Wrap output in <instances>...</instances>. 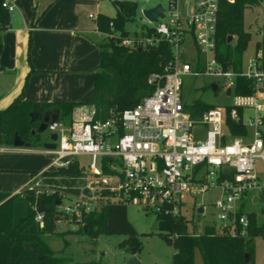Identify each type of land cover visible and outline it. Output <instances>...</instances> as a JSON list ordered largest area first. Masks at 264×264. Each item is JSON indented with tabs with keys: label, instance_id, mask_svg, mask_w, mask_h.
<instances>
[{
	"label": "built area",
	"instance_id": "obj_1",
	"mask_svg": "<svg viewBox=\"0 0 264 264\" xmlns=\"http://www.w3.org/2000/svg\"><path fill=\"white\" fill-rule=\"evenodd\" d=\"M218 9L219 0H186L182 12L177 0H172L153 25L155 38L141 34L124 37L122 43L131 47L167 40L173 59L164 72L150 73L152 90L119 116L102 119L95 106L85 104L69 123L61 119L49 122V134L57 132L58 138L55 147L45 150L55 167L68 165L74 156L79 159L83 173L77 192L50 184L39 187V182L28 186L37 193L58 192V209L78 217L108 203L137 205L155 215H176L184 212L188 193L219 187L222 195L215 200L218 229L249 236L254 226L259 227L255 236L264 238V170L257 164L258 159L264 162L263 52L260 49L243 69L253 80L252 92L236 93L239 73L224 68L217 56ZM183 75H224V86L232 96L229 114L242 119L248 132L231 134L226 104L193 114V101L185 102L183 97ZM231 169L234 172L228 175ZM87 187L90 195L84 192ZM258 203L260 207L255 208ZM249 204L252 207L247 208ZM44 212L36 214L41 225ZM251 214H255V222Z\"/></svg>",
	"mask_w": 264,
	"mask_h": 264
},
{
	"label": "trees",
	"instance_id": "obj_2",
	"mask_svg": "<svg viewBox=\"0 0 264 264\" xmlns=\"http://www.w3.org/2000/svg\"><path fill=\"white\" fill-rule=\"evenodd\" d=\"M113 2L116 14L112 16L100 13L97 18L98 28L106 32L113 28L119 30L120 34L113 35L110 41L99 43L100 64L96 71L93 95L86 102H34L24 100L20 94L8 107L0 109V144L13 143L16 134L32 142L34 146L44 144V132L31 134L32 126L41 121L33 118L35 113L43 115L48 110L59 109L60 119L69 123L74 107L86 103L95 106L98 117L106 119L112 115L119 116L125 108L134 106L141 99V90H152L148 76L154 71H165L173 59L171 45L164 39L154 43H141L136 47L123 44L122 39L130 36L125 23L137 12L138 3L136 0ZM261 2L262 0H219L217 56L224 68L239 73L234 86L236 93L246 94L253 90L252 78L243 73L244 52L252 38L251 31L245 28V11L250 5ZM10 24L11 14L6 0H0V55L3 32ZM141 35L155 38L157 33L152 25L147 26ZM230 36L233 37L232 40ZM139 46L142 48L139 49ZM261 46V41H258L255 54L262 49ZM262 66L264 67V59ZM26 84L27 82L23 90ZM212 84L213 82L210 86L213 88ZM214 105L215 103L197 98L193 101L191 110L197 115ZM229 111L230 105L226 103V124L231 134H246L248 129L244 121L232 118ZM240 111L242 112V108ZM43 172L50 185L57 189L72 192L79 190L83 172L77 157H72L68 165H59ZM233 172L231 169L228 175ZM31 173L34 175L37 170H31ZM58 198V192L37 193L35 188L29 186L23 192L13 195L10 191L0 190V264H69L64 258L55 255L42 237L43 233L57 232L60 220L79 223L77 232L89 234L93 241L102 232L123 233L127 238L121 242L129 251L137 253L142 248L140 233L128 216L126 204H104L98 209L84 211L78 217L60 211ZM42 203L48 210L44 212L41 225L36 220V214L37 206ZM156 218L160 235L174 247L172 264H194L196 247L200 248L205 264H257L254 238L259 227L253 226L249 236H241L221 231L213 222L205 224L202 229L191 226V218L183 211L176 215L158 213ZM251 219L255 222V214H251Z\"/></svg>",
	"mask_w": 264,
	"mask_h": 264
},
{
	"label": "crops",
	"instance_id": "obj_3",
	"mask_svg": "<svg viewBox=\"0 0 264 264\" xmlns=\"http://www.w3.org/2000/svg\"><path fill=\"white\" fill-rule=\"evenodd\" d=\"M6 2L14 8L10 10L11 24L3 32L0 109L20 94L34 102H86L94 93L100 64L103 33L97 18L100 13L116 14L113 0ZM85 104L76 105L70 118ZM44 138L50 140V134ZM45 148L13 143L4 146L0 150V190L18 192L34 176L53 168L52 160L41 168L30 165L34 153H47ZM31 170L37 173L33 175Z\"/></svg>",
	"mask_w": 264,
	"mask_h": 264
},
{
	"label": "rangeland",
	"instance_id": "obj_4",
	"mask_svg": "<svg viewBox=\"0 0 264 264\" xmlns=\"http://www.w3.org/2000/svg\"><path fill=\"white\" fill-rule=\"evenodd\" d=\"M172 0H137V12L125 23V28L130 31V36L142 34V31L147 26L155 25V21H150L144 15L143 9L152 6L158 2H162L164 7L168 8ZM178 7L185 10L186 0H177ZM264 0L260 4H253L246 8L245 11V28L251 31L252 38L247 49L244 52L243 67L247 69L250 62L255 58L257 42L262 43L264 59ZM102 31V30H101ZM102 42L110 41L113 35L120 34L119 30L112 28L111 31H102ZM233 37L231 36L230 40ZM235 39V37H234ZM183 97L185 102H192L197 98L215 104H226L232 101V96L227 93V88L224 86L226 77L224 75H183ZM218 82L217 90L213 89L210 84ZM44 135H49L46 130ZM43 137L41 136V139ZM35 141L40 142L34 138ZM12 143H1L0 147L10 145ZM40 147H44L40 144ZM30 165L41 168L51 162L52 155L43 152L34 153ZM260 170H264V162L262 159L257 160ZM54 166L51 169H55ZM39 182V187H45L50 184L45 178L42 171L31 184L36 185ZM24 189V188H23ZM23 189L19 192H23ZM19 192H11V195ZM222 195V190L219 187H210L204 192L195 194L188 193L183 210L184 213L191 218V226H197L202 229L207 223H219L218 208L215 206V200ZM203 206L200 212L199 207ZM247 208L252 207L250 204ZM255 208H259L260 204H256ZM127 212L130 220L134 223L140 233L142 248L137 253H132L121 242L127 238L123 233H107L102 232L93 241L89 234L85 232H77L79 223L74 221H59L57 232L43 233L42 237L46 243L53 249L54 254L64 258L69 264H130L133 256H137L141 261L140 264H172L174 247L169 244L159 233L157 228H153V220L156 215L152 212H147L143 208L129 204ZM217 222V223H216ZM218 229V227H217ZM255 261L257 264H264V238L255 236Z\"/></svg>",
	"mask_w": 264,
	"mask_h": 264
},
{
	"label": "water",
	"instance_id": "obj_5",
	"mask_svg": "<svg viewBox=\"0 0 264 264\" xmlns=\"http://www.w3.org/2000/svg\"><path fill=\"white\" fill-rule=\"evenodd\" d=\"M163 11H164V5L162 2H158L157 4H155L153 6H149V7H146L143 9L144 15L150 21H156L159 18V16L163 13ZM230 38H231V36H230ZM141 48H142V46H139V49H141ZM212 86L214 89L217 88V84L215 82L212 84ZM230 91H231V89L229 88L228 92H230ZM146 93H147V90H141L139 92V96L142 97ZM33 118H34V114H33ZM59 119H60V110L59 109L48 110V111L44 112V114L42 115V119L39 122V124L32 126L31 134H34L36 132H39V133L45 132L47 130L49 122H55ZM57 138H58V133L52 132V133H50V140L45 141L43 145L45 147H48V148H53L56 146ZM13 144L14 145L33 146L32 142L26 141L19 134L15 135ZM84 192L89 194V195L91 194V191L88 187L84 189ZM47 210H48V207L43 203L37 207L38 212L47 211ZM202 210H203V206H200L199 211L201 212ZM86 227L87 226L85 225V228ZM152 227L153 228L158 227L157 219L154 220ZM140 263H141V261L138 259L137 256H133L130 260V264H140ZM194 264H205L203 254H202L199 247L195 248Z\"/></svg>",
	"mask_w": 264,
	"mask_h": 264
},
{
	"label": "flooded vegetation",
	"instance_id": "obj_6",
	"mask_svg": "<svg viewBox=\"0 0 264 264\" xmlns=\"http://www.w3.org/2000/svg\"><path fill=\"white\" fill-rule=\"evenodd\" d=\"M34 119H42V115L40 113L34 114Z\"/></svg>",
	"mask_w": 264,
	"mask_h": 264
}]
</instances>
